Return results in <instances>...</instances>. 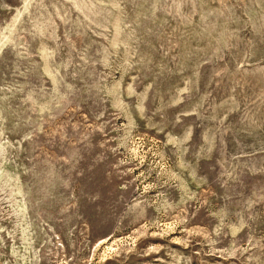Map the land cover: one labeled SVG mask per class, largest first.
Returning <instances> with one entry per match:
<instances>
[{
	"label": "rangeland",
	"instance_id": "rangeland-1",
	"mask_svg": "<svg viewBox=\"0 0 264 264\" xmlns=\"http://www.w3.org/2000/svg\"><path fill=\"white\" fill-rule=\"evenodd\" d=\"M0 264H264V0H0Z\"/></svg>",
	"mask_w": 264,
	"mask_h": 264
}]
</instances>
